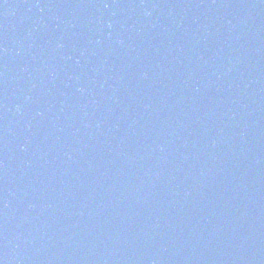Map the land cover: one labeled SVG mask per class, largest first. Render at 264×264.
<instances>
[{
	"label": "water",
	"instance_id": "1",
	"mask_svg": "<svg viewBox=\"0 0 264 264\" xmlns=\"http://www.w3.org/2000/svg\"><path fill=\"white\" fill-rule=\"evenodd\" d=\"M0 264H264V0H0Z\"/></svg>",
	"mask_w": 264,
	"mask_h": 264
}]
</instances>
